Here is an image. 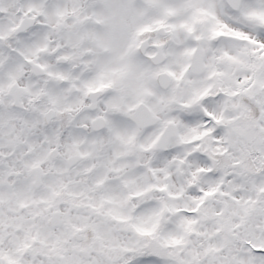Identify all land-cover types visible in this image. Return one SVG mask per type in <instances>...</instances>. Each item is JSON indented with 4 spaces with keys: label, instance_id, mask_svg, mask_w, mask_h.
Listing matches in <instances>:
<instances>
[{
    "label": "snow or ice",
    "instance_id": "snow-or-ice-1",
    "mask_svg": "<svg viewBox=\"0 0 264 264\" xmlns=\"http://www.w3.org/2000/svg\"><path fill=\"white\" fill-rule=\"evenodd\" d=\"M0 264H264V0H0Z\"/></svg>",
    "mask_w": 264,
    "mask_h": 264
}]
</instances>
